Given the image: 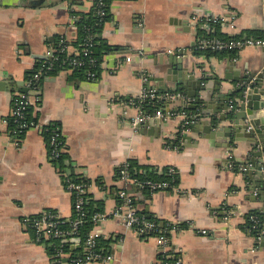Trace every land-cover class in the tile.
Instances as JSON below:
<instances>
[{
	"label": "crops",
	"instance_id": "1",
	"mask_svg": "<svg viewBox=\"0 0 264 264\" xmlns=\"http://www.w3.org/2000/svg\"><path fill=\"white\" fill-rule=\"evenodd\" d=\"M92 9L93 0H0V264H52L46 245L35 240L23 220L43 210L69 219L72 197L64 178L70 175L87 182V201L92 209L102 210L104 218L92 231L110 239L111 264H159L160 260L155 237L125 226L118 198L123 188L136 212L173 227L168 241L173 256L183 264H264V247L256 244L261 239L250 234L253 228L243 226L248 212L264 214L259 188L237 168H252L251 144L232 138L228 145L227 139L192 132V122L182 130L180 116L140 128L131 124L139 113L134 100L143 91L169 94L158 91L156 79L165 75L164 63L175 53L195 77H215L207 82L209 92L215 100L218 95L224 100L213 106L228 104L235 112L238 84L234 79L261 71L263 47H248L234 56L199 55L195 51L201 39L198 30L208 36L216 28L217 34L229 37L256 31L263 38L264 0H112L99 36L121 50L104 57L98 77L84 79L73 70L59 68L30 92V117L42 126L54 122L60 126L62 152L70 167L60 172L49 159L41 130L30 129L16 141L4 120L12 98L22 91L39 58L52 52L61 38L72 43L78 15ZM195 16H214L220 22L206 27L193 21ZM225 74L230 80L223 78ZM217 79H222L221 84ZM168 102L161 108L165 114L185 112L193 117L192 111ZM224 114L222 108L218 115ZM130 160L140 173L162 174L165 168H173L176 191L149 193L120 182L118 169ZM77 243L72 250L79 248ZM70 256L63 264H69Z\"/></svg>",
	"mask_w": 264,
	"mask_h": 264
},
{
	"label": "built area",
	"instance_id": "2",
	"mask_svg": "<svg viewBox=\"0 0 264 264\" xmlns=\"http://www.w3.org/2000/svg\"><path fill=\"white\" fill-rule=\"evenodd\" d=\"M93 7L95 13L98 17L103 18L106 16V2L105 0H93ZM75 17H73V21ZM200 22L206 27L209 25L218 24L220 22L214 16H205L204 18H198L195 16L193 21ZM96 35L89 34L82 44L81 48H74L69 41L61 38L58 43V48L52 52L46 53L45 58L38 60L35 68L28 75L26 82L24 83L25 92L19 90L17 94L12 98L11 111L7 120L4 122L10 128V134L17 141L25 132L30 129L37 128L41 130L44 134L51 129L49 126L51 123L44 126L40 125L36 120L32 119L29 114L30 107L32 105L33 97L30 94L35 90L36 84L45 77L47 74L55 71L59 68H67L68 70H76L80 68L91 67L95 64V60L89 57L90 48L93 43V39ZM198 49L205 50L209 49L212 51H234L241 52L248 47H264L263 38H252L247 36H241L237 39L232 40H220V39H200L197 44ZM130 57L126 56L125 62H129ZM89 65V66H88ZM87 79H96L95 73L86 70ZM162 98L164 100L176 99L180 95L165 94L162 96H156L153 92L143 91L139 99L142 101L145 98ZM139 113L132 119V126L138 127L150 121L156 120H168L169 118H176L178 116L182 117V130L187 129L191 120L185 112L178 113H167L165 114L163 110L156 109L153 112H144L141 110L140 106L136 105ZM55 130V131H54ZM59 128L53 129V135L49 139V159H56L59 154L64 149V142L57 140ZM229 168H233L232 162L228 163ZM239 171L246 172L248 166H238ZM168 172L174 174V169L169 168ZM118 180L125 185H134L140 189H148L150 193L161 190L176 191V184L174 181H144L141 182L135 177H132L128 171V163H124L119 167L118 170ZM174 180V179H172ZM86 184L76 183L70 180L65 181V189L72 197V210L76 214L75 221L72 224V230H62L60 229V224L64 222V218H61L59 214L52 210H43L40 213L25 218L23 223L25 227L32 231L34 238L37 242L45 244L49 239H57L59 241L56 252L52 258V264H63V259L71 255L68 259L69 264H90L92 262H100L102 264H111L113 262V255L111 253L102 254L94 250L96 240L100 238V233L97 231H91L87 236L86 240L83 242V254L80 256H72L70 252H64L63 246L69 245L71 248L75 247L80 238L75 236V230L77 227L84 222L86 217L85 205L87 203V193ZM126 188L119 190L118 198L120 199V214L124 218L125 226L128 229L133 230L137 234L141 235H151L156 238L159 247L160 260L159 264H183L182 260L178 257H174L170 244L168 241L167 234L173 232V227L169 224L159 225L157 222L149 221L141 218L137 215V212L132 204V198L127 194ZM104 218L102 213L93 215L92 220L95 222L101 221ZM254 225L252 228L256 227L258 218L253 217ZM175 230V228H174ZM200 233L206 234V231L201 230ZM264 234L263 231L257 237V240L262 238Z\"/></svg>",
	"mask_w": 264,
	"mask_h": 264
},
{
	"label": "water",
	"instance_id": "3",
	"mask_svg": "<svg viewBox=\"0 0 264 264\" xmlns=\"http://www.w3.org/2000/svg\"><path fill=\"white\" fill-rule=\"evenodd\" d=\"M261 31L264 38V22ZM178 55L177 53L169 54L164 63L166 66L165 71H163L165 75L156 79L159 82L158 91L169 94L178 92L180 97L169 100L168 103H177L179 104L178 109L189 110L194 113L195 116L190 118L192 122L190 130L192 132H199L200 130L209 138H224L225 141L227 139L228 145L232 138L235 141H246L251 144L253 158L250 164L252 168L245 172V177L254 182V188H259V194L264 201V89L262 88L264 66L260 72L248 71L241 76L239 75L238 79H234L238 84L236 89L238 109L233 112L228 104L213 106L215 101L224 100L221 95H218L215 100L213 94L209 92L207 82L215 79V77L207 74L195 77L187 67L183 66V58H177ZM44 58L45 56L40 57L39 60ZM227 64L228 66L232 65L229 59ZM223 78L230 80L228 74H225ZM221 81L222 79H217L216 83L221 84ZM22 85L23 83L19 87L22 88ZM25 91L26 88H22V92ZM222 108L226 114L218 115ZM229 116H232L231 120ZM223 122H228V125L220 126ZM140 127L141 125L138 126V128ZM185 139L189 140L190 138L185 137ZM256 244L264 247V235Z\"/></svg>",
	"mask_w": 264,
	"mask_h": 264
},
{
	"label": "trees",
	"instance_id": "4",
	"mask_svg": "<svg viewBox=\"0 0 264 264\" xmlns=\"http://www.w3.org/2000/svg\"><path fill=\"white\" fill-rule=\"evenodd\" d=\"M111 1L112 0H105L107 14L103 18H100L96 15L94 7L89 13L78 15V19H77L76 24H75L76 28H77L76 38L73 40L71 45L76 46L78 48H81L83 42L85 41V38L89 34L96 35L93 39V43H92V46L90 48V54H89V57L91 59L95 60V64L91 67H87V69H86V67H84V68L73 70V72L75 74H78L79 76L83 77L84 79H87L86 70L94 72L95 77L97 78L100 71H101L100 65H101L102 61L104 60V57L108 56L112 53H116V52L121 50L117 46L108 45L99 36L102 25L109 18V5H110ZM74 15L75 14H73V16ZM214 26L216 27L218 25H214ZM217 31L218 30L215 28L214 33L209 34L208 36H201L200 31L198 30V35L200 36L201 40L202 39H213V38L220 39V40H232V39H237V38L241 37V35L229 37L227 35L217 34L218 33ZM245 34L247 35V37L262 38L261 35H259V32H256V31H246ZM58 43H59V41H55L54 50H56L58 48ZM195 51L199 55H206V56H211V55L223 56L226 54L230 55V56H234L237 53L234 51H219V52H217V51H212L209 49H205V50L196 49ZM166 101L167 100H164V99L158 98V97H155V98L148 97V98L143 99L142 101L140 99H135L134 103H135V105L140 106L142 111L150 113L156 109H161L163 107L164 103H166ZM56 127L59 128L58 131L56 130V132H58L57 140L60 142L61 141L64 142L61 131H60L59 124L55 123V122L51 123V125L49 126V129H51V130L43 134L46 145H47L48 154L50 152L49 151L50 147H49L48 142H49L50 137L53 135V129H55ZM51 161L54 165L59 166L60 172H63V170H65V168H70L69 164L65 163V162H67V157L63 154V152H61L56 159L51 160ZM127 163H128V171H129L130 175L132 177L137 178L141 182L150 180V181H169V182L174 181V184H176V185L178 183L175 173L170 174L168 172L169 167L165 168L163 170L162 174H158L155 172H148V171H146L145 173L144 172L140 173L134 169L135 163L133 161L130 160ZM117 176H118V172H117ZM172 179H174V180H172ZM66 180H70V181L76 182V183H84V184L86 183L87 184V182L84 179H82L80 177L73 176V175L65 177L64 183ZM142 190H144L145 192H149V190L147 188L142 189ZM72 204H73V202H72ZM132 204H134V203H132ZM85 210H86V215H85L86 217L84 218V222L81 223L77 227V229L75 230V233H74L75 236L80 238L79 248L76 250H72L69 245L63 246V251L72 253V256H80V254H83V251H81L84 248L83 242L86 240L87 236L93 230V227L97 223V222L92 220V217L95 214L102 213V210L99 208L92 209L91 204H89L88 201L85 205ZM72 212H73L72 216L69 219H64V222L62 224H60V229L68 230V231L72 230V224L76 218V214L74 213L73 210H72ZM137 215L140 216L141 218L146 219V220L156 222V221L152 220L151 218H147L144 213L137 212ZM252 216H257V218H258V222L256 223V227L254 229H251L252 226L254 225V221L251 218ZM165 225H167V224H165ZM243 226L247 230L251 229L250 234L253 237L257 238L260 235V232L264 230V214L261 212H256V211L248 212L245 215V223ZM58 243H59V241L57 239H49L45 242L46 250H47L48 254H50L51 256L54 255V253L56 252ZM109 245H110V239L99 238L96 240L94 250L97 252H100L102 254H106L107 252H110L109 251Z\"/></svg>",
	"mask_w": 264,
	"mask_h": 264
}]
</instances>
